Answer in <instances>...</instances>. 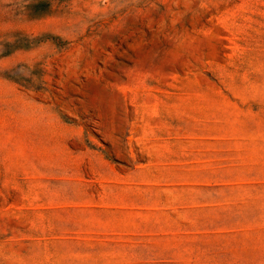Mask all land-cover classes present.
I'll return each instance as SVG.
<instances>
[{
    "label": "rangeland",
    "instance_id": "374dc122",
    "mask_svg": "<svg viewBox=\"0 0 264 264\" xmlns=\"http://www.w3.org/2000/svg\"><path fill=\"white\" fill-rule=\"evenodd\" d=\"M0 264H264V0H0Z\"/></svg>",
    "mask_w": 264,
    "mask_h": 264
}]
</instances>
